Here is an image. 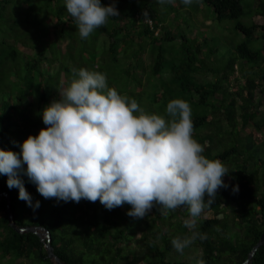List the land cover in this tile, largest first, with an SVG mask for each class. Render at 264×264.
<instances>
[{
    "label": "trees",
    "instance_id": "16d2710c",
    "mask_svg": "<svg viewBox=\"0 0 264 264\" xmlns=\"http://www.w3.org/2000/svg\"><path fill=\"white\" fill-rule=\"evenodd\" d=\"M43 1L39 6L36 0H20L8 12L5 4L10 0H0V150L19 153L20 143L46 127L42 109L60 99L59 91L74 77L73 69L89 67L98 72L102 69L96 63H109L106 80L110 88L135 99L141 108L143 98L150 105L161 103L160 108L144 109L146 113L168 119L169 101L189 103L193 138L204 147L206 158L226 166L229 173L222 179L227 187L217 191L197 218L195 229H189L184 223L189 218L186 206L166 216L154 206L144 218L135 219L127 215L128 204L107 210L99 201L44 199L22 175L33 204L39 201L34 211L0 174V263L54 264L46 252L48 239L26 231L33 227L47 231L54 255L64 264H115L119 258L105 263L101 255L110 250L132 255L131 264L139 259L143 260L140 264H196L198 259L204 264H243L264 232V0H194L196 11L205 13L208 20H233L234 31L246 38L231 49L237 62L231 60L221 69L215 66L207 74L214 78L209 82L198 80L201 66L216 65L221 57H214L217 48L209 47V39L184 33L178 24L179 19H186L182 12H187V23L194 16L188 15L191 10H185L188 5L182 0L164 4L101 0L104 6L114 2L119 15L110 17L87 39L79 36L64 0ZM165 11L171 16L170 25ZM31 15L37 19L32 27L4 36L3 25L17 28V22L28 21ZM240 18L249 19L250 24ZM103 36L107 47L99 41ZM30 50H35L32 56ZM216 71L221 72L218 77ZM144 78L148 83H143ZM220 144L226 148L218 151ZM11 220L24 230L12 229ZM193 231L206 236L188 246L198 248L199 254L193 262L173 258L172 239H184ZM131 243L143 246L146 253H136ZM85 253L98 256V262L85 261ZM247 264H264V245Z\"/></svg>",
    "mask_w": 264,
    "mask_h": 264
},
{
    "label": "clouds",
    "instance_id": "9594fccd",
    "mask_svg": "<svg viewBox=\"0 0 264 264\" xmlns=\"http://www.w3.org/2000/svg\"><path fill=\"white\" fill-rule=\"evenodd\" d=\"M182 2L191 5L193 0ZM64 7L82 39L119 15L114 2L104 6L101 0H64ZM73 73L59 91L60 99L42 109L46 127L20 143L19 153L0 150V174L7 177L8 188H17L18 198L34 211L39 201L33 204L22 175L44 199L99 201L107 210L128 204L127 215L135 219L144 218L154 206L165 216L186 206L185 226L195 229L217 191L227 187L222 178L229 171L220 160L206 158L204 147L193 138L189 103L169 101L165 119L110 88L104 74L84 68ZM198 238L206 236L193 231L171 244L183 253Z\"/></svg>",
    "mask_w": 264,
    "mask_h": 264
},
{
    "label": "rangeland",
    "instance_id": "374dc122",
    "mask_svg": "<svg viewBox=\"0 0 264 264\" xmlns=\"http://www.w3.org/2000/svg\"><path fill=\"white\" fill-rule=\"evenodd\" d=\"M19 2H20V0H10L9 3L5 4V10H8V12H10L11 8L13 9ZM36 3L39 4V6L45 4L43 0H36ZM195 8H196L195 2L193 0L192 4L188 5L187 8L185 9L186 11L191 10L190 13H188V15L192 14L194 16L189 21L190 24L187 23V14H186L187 12L186 11H184L186 13L182 12V15H183L182 17L186 16L185 21H181V19H179L180 22L178 24L181 25L182 29L184 30V33L188 32V35H187L188 37L198 36V38L201 39L200 36H202L203 38L209 39L210 43L208 45L210 48H217V53L214 54V57H221L220 62L217 63L216 65H215V63H209L208 65H202L201 66V70H202L201 74L198 75V77H197L200 82H206V81L209 82V81L214 80V78L212 77L211 74H210V76H207L208 73H211L212 69H214L216 67H219V69H221L226 63H228L231 60H235L237 62V60L235 59L237 57V54L235 51H233L231 49L233 47H235L237 44L246 41V38L242 34H240V33L237 34L234 31L233 27H234L235 21H233V20L218 21V20H214V19L208 20V17L205 13H203L202 11H196ZM158 12H160V11H156V13H158ZM164 16H167L166 22L171 17V16H169V13H167L166 11L164 12ZM189 18L190 17H188V20H189ZM35 19H36V17L34 18V16L31 15V17L28 21L22 20L21 22H17V25H16L17 28H15V26L8 27V24H7V26L3 25L2 27L6 28L7 31H2V32H3L4 36H8L9 33H17L19 31L21 32L22 31L21 29H23L24 27H27V28L32 27ZM239 20L242 21L245 25L250 24L249 19L240 18ZM169 22H171V21L169 20L166 24L170 25ZM186 25H194V26H192L190 28V27H186ZM9 28L11 31H9ZM172 28H174V27H172ZM194 29H195V31L193 33H191V31ZM155 35H156V33H155ZM12 40H13V38H12ZM99 41L101 44H103V45H105V47H107V44H108V42H106L107 38H105L103 36L99 39ZM13 42H14V40H13ZM259 44H260V42H259ZM172 46H173L174 50H176L177 46H178V42H176V41L173 42ZM34 52H35V50H33V52H32V50H30V55L32 56L31 53H34ZM96 54L98 56H100L101 51L97 50ZM145 58H147L148 62H149L150 58H148V51H147ZM98 65L99 66L101 65V69H102V70H98V72L102 71V74H104L105 76H108L109 71L111 70L110 69L111 64H109V63L97 64L96 63V67H98ZM86 69L90 70L89 67H87ZM120 70L121 69H119V67H118L116 72L119 73ZM220 73L221 72L218 71V74H220ZM218 74L216 71V77H218ZM8 80H10V79L8 78ZM143 83H148V82H146L145 78H144ZM241 83H244V80L241 81ZM139 89L140 88H138V90ZM142 103L144 104V107L142 109H145V110H149L152 108L157 109V108L161 107V103H156V104L150 105V103L146 100V98L142 99ZM225 148H226L225 144H220V146L216 147V149L218 151H220V149L223 150ZM35 232L40 234V237L42 239H44L43 231L36 229ZM140 235H141V233H138L136 235V238H139ZM131 246L133 247L132 250L136 251V253H138V254L146 253V251L144 250V247L140 246L139 244L137 245L135 243H131ZM199 252H200L199 249L195 248V247H186V248H184L183 253L177 252L175 249H173L172 257L177 259V260L184 261V262H190V261L193 262L194 256L196 254H199ZM101 255L103 256L105 263H109L110 259L113 257H115L116 259L119 258V259H117L115 264H131L132 260L134 261V259H132V255H129L128 253H122V254L113 253L112 250H110L109 253H101ZM138 256H140V255H138ZM90 259H92V260L97 259V260H95V262H98V260H99L98 256L96 257L95 254L92 255L90 253H85L84 260L86 261V260H90ZM52 261L55 264V261L54 260H52ZM142 261L143 260L139 259L137 264H140ZM0 264H2V261ZM27 264H29V263L27 262Z\"/></svg>",
    "mask_w": 264,
    "mask_h": 264
},
{
    "label": "water",
    "instance_id": "95a60500",
    "mask_svg": "<svg viewBox=\"0 0 264 264\" xmlns=\"http://www.w3.org/2000/svg\"><path fill=\"white\" fill-rule=\"evenodd\" d=\"M9 207V206H8ZM7 211L10 213V209L8 208L7 209ZM11 215V214H10ZM10 218H11V216H10ZM11 227H12V229H14V230H16V231H20V232H22L23 230H21V229H18V228H16V226H15V224L12 222V220H11ZM41 231H45L43 228H39ZM26 231L27 232H33V233H36L35 232V228H33V227H28V228H26ZM47 232V231H46ZM38 236H40V234H38V233H36ZM47 242H46V252H47V256L49 257V259H51V260H54L55 261V264H64V263H62L55 255H54V253H53V249H52V247L50 246V238H49V235L47 234ZM264 245V232L261 234V236H260V238H259V240L257 241V243L255 244V246L253 247V249H252V251L250 252V254H249V256H248V258H247V260L243 263V264H247V262L248 261H250L251 260V258H252V256L255 254V252H256V250L258 249V248H260L261 246H263Z\"/></svg>",
    "mask_w": 264,
    "mask_h": 264
},
{
    "label": "built area",
    "instance_id": "2783aa9c",
    "mask_svg": "<svg viewBox=\"0 0 264 264\" xmlns=\"http://www.w3.org/2000/svg\"><path fill=\"white\" fill-rule=\"evenodd\" d=\"M147 21H148V23H151L150 20H147ZM21 230H24V229H21ZM46 236H47V235H44L45 238H47Z\"/></svg>",
    "mask_w": 264,
    "mask_h": 264
}]
</instances>
